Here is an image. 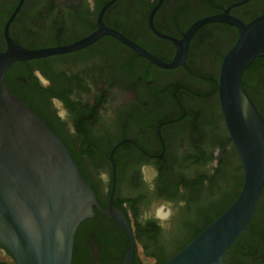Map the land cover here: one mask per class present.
I'll return each instance as SVG.
<instances>
[{
    "label": "flooded vegetation",
    "instance_id": "obj_1",
    "mask_svg": "<svg viewBox=\"0 0 264 264\" xmlns=\"http://www.w3.org/2000/svg\"><path fill=\"white\" fill-rule=\"evenodd\" d=\"M225 10L248 22L264 12V0H0V50L7 49L8 41L28 49L69 45L93 34L102 24L162 61L171 62L176 45L169 37L180 39L196 20L222 14ZM218 33H235L234 40L237 29L225 20L201 24L189 37L185 65L173 69L154 64L127 43L104 32L78 49L15 61L5 71L4 80L11 93L58 135L93 189L98 204L108 208L111 200L125 215L134 241L130 264H144L135 244H141L145 257L154 258V264H160L217 215L194 228L185 244L167 254L164 248L170 238L169 222L166 228H161L154 219L147 222L140 219L145 201L149 202L146 211L150 213L161 204H167L175 212L172 196L166 198V193L180 195L184 190L193 199L183 215L192 213L202 184L196 182L184 188L178 177L183 175L194 181L201 179L196 177L201 172L191 176L188 171L182 172L179 164L184 152L205 153L208 141L218 136L217 128L213 127L215 112L207 104L213 98L200 99L202 104L198 106L199 98L189 92V88L197 91L195 86L180 79L166 81L154 74L158 70L175 69L186 73V68H191L192 52L202 47L210 49L221 61L229 48L221 53L213 41ZM217 75L208 76L203 85L207 83L209 87L215 80L217 87ZM242 78L243 87L264 117L260 107L264 105V54ZM166 89L165 95L157 94ZM123 93L128 97L119 100ZM176 98L182 100V104ZM217 104L221 116L218 119L224 124L219 102ZM184 105L196 114H185ZM191 125L199 128L200 134L190 138L188 145L183 143L176 153L172 147L174 140ZM227 135L209 154L211 169L209 175L204 176L205 182L216 178L224 169L227 149L232 146L235 151L230 141L224 148ZM126 136L137 139L150 154L139 152L135 146L120 149ZM158 153L161 155H156ZM102 172L106 173L103 178ZM178 205L184 208L186 198L178 200ZM207 206H202L199 214L206 212ZM190 221L185 222L193 224ZM263 227L264 211L257 205L245 230L250 231L254 242L246 239L241 242L245 247L243 252L247 253L232 255L234 264H264ZM128 246L129 236L125 230L94 207L93 216L84 219L75 231L73 264H122ZM225 254V262L232 264ZM0 264L9 263L0 259Z\"/></svg>",
    "mask_w": 264,
    "mask_h": 264
},
{
    "label": "water",
    "instance_id": "obj_2",
    "mask_svg": "<svg viewBox=\"0 0 264 264\" xmlns=\"http://www.w3.org/2000/svg\"><path fill=\"white\" fill-rule=\"evenodd\" d=\"M218 20L237 29L234 43L220 61L217 98L228 134L224 148L228 141L234 146L242 167V184L227 208L162 264H227L224 254L247 229L264 187V117L241 83L247 65L264 54V12L248 22L227 10L196 20L182 38L169 37L176 45L171 62L162 61L102 24L88 37L65 46L28 49L8 41L7 49L0 50V245L15 264H71L75 231L84 219L93 216L94 207L129 236L122 264L131 263L134 241L123 212L111 200L108 208L98 204L58 135L11 93L4 80L9 65L78 49L105 32L154 64L173 68L185 65L188 40L194 30Z\"/></svg>",
    "mask_w": 264,
    "mask_h": 264
},
{
    "label": "rangeland",
    "instance_id": "obj_3",
    "mask_svg": "<svg viewBox=\"0 0 264 264\" xmlns=\"http://www.w3.org/2000/svg\"><path fill=\"white\" fill-rule=\"evenodd\" d=\"M225 36V37H224ZM235 36V33L229 34V35H222L221 33L216 34L214 37L216 38L215 44L218 45L221 49V53L223 51H226L227 48H229L233 41L232 40ZM209 47V46H208ZM258 58V57H257ZM219 62L217 57L214 56L213 52H211L210 49L203 50L202 48L194 49V52H192V56L190 57L189 64L191 68H186V73L182 69H175V70H158L154 74V76H157L160 79L171 81L174 79H180L179 81H185L197 89V91L194 89L189 88V92L192 93L193 96L199 98L197 105L200 106L202 102L200 99H208L210 96L213 98L212 101L208 100L207 104L208 106L214 110L215 112V124L213 127L217 128L218 136L211 141H208L209 147H207V151L204 153H198V154H191L184 152L182 155L183 160H180L181 164H179L180 169L182 172L186 173L187 171L190 173V175H195L198 172H201V174H197L196 177H201V179L197 178L194 181H189V179H185L183 175H180L178 177V181L181 183V187H188L192 184H202L199 187L198 194L196 196L195 204L193 207V210H191L192 213H187L186 217L183 215L186 211L189 210V201L193 198L190 197L189 192L182 191L180 195H174L171 192L166 193L167 196H172V208L175 211L174 215L172 216L169 225H170V238L167 240V243L164 248V253L167 254L170 251H174L178 247L180 248L183 244L186 243L187 240L190 239L192 236L191 234L195 231L198 226L203 224L207 219L212 217L215 214H218V211L225 207V205L236 195L238 190L241 187L242 179H243V172L241 168V164L239 162V159L236 155V152L234 151L233 147L230 146L227 149V159L226 163L223 165V170L219 173V175L214 178L213 180H204L205 175H209L210 173V159L209 154H211L212 151H215L216 148L221 145L223 137L226 135V128L224 124L221 122V116L218 112V98H217V87L214 80L213 85L210 84L209 87L203 85L204 80H208V76H214L216 77V73H218V67ZM174 68V67H173ZM172 68V69H173ZM247 82L248 79H247ZM182 83V82H181ZM183 84V83H182ZM184 85V84H183ZM172 88L175 89V86H172ZM252 88L249 86V89ZM253 90V89H252ZM167 89L163 91H159L157 94H160L159 96H163L167 93ZM125 97H128L127 94H120L119 100L124 99ZM177 102L182 104V100L179 98H176ZM262 111L264 112V105L260 106ZM183 108V105H182ZM62 110V109H61ZM186 110L185 114H188V116H191L192 114H196L194 110H190L189 108H186V105H184V111ZM220 117V119H218ZM199 128H193L192 125L189 126L183 133H180L181 135H178L179 137L174 140V144L172 147H174L175 152L177 153V149L181 147L183 143L189 144L190 138L197 137L198 134H200ZM205 139V137H204ZM143 142V141H142ZM207 143V141H205ZM127 146H135L139 152L141 153H149L144 148V146H141V143L135 139L134 137L128 138L127 136L122 139L121 145L119 146L120 149L127 147ZM180 151V150H179ZM150 154V153H149ZM156 155H161L160 153ZM205 155V158L204 156ZM163 156V154H162ZM198 185V186H199ZM186 198V205L184 208L182 206L178 205V200H182ZM188 202V203H187ZM209 202H213L212 205H209ZM206 204V205H205ZM202 206H207V211L202 212L199 214V209ZM149 207V202L145 201L142 205V211H146ZM264 211V187H263V193L262 198L258 202V209H261ZM131 220H133L132 216H130ZM192 220L193 224H188L185 221ZM136 227H134L135 229ZM195 228V229H194ZM264 228V227H263ZM243 235L237 240V243H235L225 254L226 260H230L232 264L235 262L232 259V255H238V256H244L246 253L243 251L245 250V247L241 245V242L243 240H248L249 243L254 242L252 241V234L249 230L244 231ZM174 234V235H173ZM173 235V236H171ZM194 235V233H193ZM169 241V242H168ZM136 251L138 255L140 256L142 262L144 264H154V258L145 257L142 253V247L141 244L137 243L135 244ZM0 259L4 260L5 262L9 264L15 263L13 257L6 252V250L0 246ZM177 251V250H176Z\"/></svg>",
    "mask_w": 264,
    "mask_h": 264
},
{
    "label": "clouds",
    "instance_id": "obj_4",
    "mask_svg": "<svg viewBox=\"0 0 264 264\" xmlns=\"http://www.w3.org/2000/svg\"><path fill=\"white\" fill-rule=\"evenodd\" d=\"M106 173H101V178H103ZM174 212L172 211L171 207L167 204H161L154 213H150L148 211H142L140 219L141 222H147L150 219H154L158 226L161 228H166L168 222H170Z\"/></svg>",
    "mask_w": 264,
    "mask_h": 264
},
{
    "label": "trees",
    "instance_id": "obj_5",
    "mask_svg": "<svg viewBox=\"0 0 264 264\" xmlns=\"http://www.w3.org/2000/svg\"><path fill=\"white\" fill-rule=\"evenodd\" d=\"M233 44V43H232ZM255 60H257V58H255L252 62H250L248 65H247V67L245 68V70H244V72H243V74L247 71V69L253 64V62L255 61ZM243 74H242V77H243ZM241 77V83H242V85H244V83H243V78ZM239 191V190H238ZM238 193V192H237ZM237 193H236V195H237ZM236 195H234V197H232V199L225 205V207L224 208H222L221 210H220V212L213 218V219H211L205 226H207L211 221H213L219 214H221L226 208H227V206L233 201V199L235 198V196ZM257 209V208H256ZM253 219V218H252ZM251 222V221H250ZM250 224V223H249ZM204 226V227H205ZM203 227V228H204ZM248 227H249V225H248ZM247 227V228H248ZM202 228V229H203ZM202 229H200L197 233H199ZM197 233H195L192 237H191V239L197 234ZM190 239V240H191ZM189 240V241H190ZM188 241V242H189ZM187 242V243H188ZM236 242V240L232 243V245L228 248V250L234 245V243ZM186 243V244H187ZM183 248V247H182ZM227 250V251H228ZM73 258H74V255L72 256V261H71V264H73ZM166 261V259L165 260H163L160 264H162L163 262H165Z\"/></svg>",
    "mask_w": 264,
    "mask_h": 264
}]
</instances>
